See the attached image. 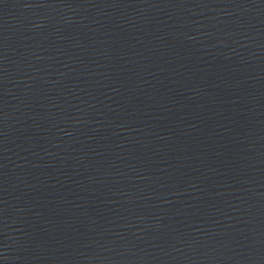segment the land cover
I'll list each match as a JSON object with an SVG mask.
<instances>
[{
  "label": "water",
  "instance_id": "obj_1",
  "mask_svg": "<svg viewBox=\"0 0 264 264\" xmlns=\"http://www.w3.org/2000/svg\"><path fill=\"white\" fill-rule=\"evenodd\" d=\"M0 264H264V0H0Z\"/></svg>",
  "mask_w": 264,
  "mask_h": 264
}]
</instances>
